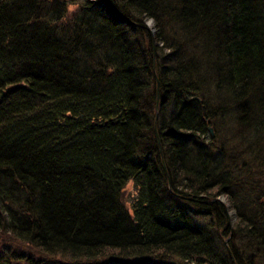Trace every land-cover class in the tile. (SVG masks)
I'll return each mask as SVG.
<instances>
[{"label": "trees", "instance_id": "trees-1", "mask_svg": "<svg viewBox=\"0 0 264 264\" xmlns=\"http://www.w3.org/2000/svg\"><path fill=\"white\" fill-rule=\"evenodd\" d=\"M256 142L264 0H0V264H264Z\"/></svg>", "mask_w": 264, "mask_h": 264}, {"label": "rangeland", "instance_id": "rangeland-1", "mask_svg": "<svg viewBox=\"0 0 264 264\" xmlns=\"http://www.w3.org/2000/svg\"><path fill=\"white\" fill-rule=\"evenodd\" d=\"M78 7V5L74 6V5H70V12L76 10ZM145 23L146 25L149 27L150 31L152 32V34H154L155 30H156V24H155V19L151 18V17H148L145 19ZM163 42L160 41L159 43H157L156 41H154V46L156 45H162ZM162 49V48H161ZM163 53L165 52H169V48L165 47L163 50ZM156 52V51H155ZM162 106V102H160L159 100L157 101V106H156V109L157 111L159 110V108H161ZM210 133L212 136H216L217 134V131L214 129L213 126L210 125ZM256 143H259V145L262 146L263 150H264V144L260 143V142H256ZM259 169V168H258ZM262 169V168H261ZM123 199H124V202L126 203V205L128 207L131 206L132 204V201H133V198H134V194L136 192V188H135V184H134V181L133 180H129L128 183L126 184L125 188L123 189ZM223 198V200L226 202L227 199L223 196L221 197ZM233 211V212H232ZM236 214V210L234 209H230L229 210V220L231 222V224L233 225V223L236 221L237 219V214L235 217L232 218V220L230 219V217H232V214ZM11 241H15L13 237H11L10 235H8V233L4 232V231H1L0 230V244L4 243V242H11ZM25 246V245H24ZM59 260V258H58Z\"/></svg>", "mask_w": 264, "mask_h": 264}, {"label": "water", "instance_id": "water-1", "mask_svg": "<svg viewBox=\"0 0 264 264\" xmlns=\"http://www.w3.org/2000/svg\"><path fill=\"white\" fill-rule=\"evenodd\" d=\"M232 212H233V211H232ZM235 216H236V214H235V213H234V214H232V217H230V219L232 220V218H233V217H235Z\"/></svg>", "mask_w": 264, "mask_h": 264}]
</instances>
